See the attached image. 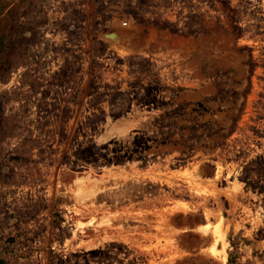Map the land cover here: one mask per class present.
Here are the masks:
<instances>
[{
	"label": "rangeland",
	"instance_id": "374dc122",
	"mask_svg": "<svg viewBox=\"0 0 264 264\" xmlns=\"http://www.w3.org/2000/svg\"><path fill=\"white\" fill-rule=\"evenodd\" d=\"M263 155L264 0H0V264H264Z\"/></svg>",
	"mask_w": 264,
	"mask_h": 264
},
{
	"label": "trees",
	"instance_id": "16d2710c",
	"mask_svg": "<svg viewBox=\"0 0 264 264\" xmlns=\"http://www.w3.org/2000/svg\"><path fill=\"white\" fill-rule=\"evenodd\" d=\"M253 174L256 175V178L252 177ZM243 181L246 187H250L264 194V155L256 160L255 164H247L244 166Z\"/></svg>",
	"mask_w": 264,
	"mask_h": 264
},
{
	"label": "bare ground",
	"instance_id": "6f19581e",
	"mask_svg": "<svg viewBox=\"0 0 264 264\" xmlns=\"http://www.w3.org/2000/svg\"><path fill=\"white\" fill-rule=\"evenodd\" d=\"M113 33V32H112ZM111 34V33H110ZM111 37H113V40L112 41H117V37H116V35L113 33V35L111 34L110 35Z\"/></svg>",
	"mask_w": 264,
	"mask_h": 264
}]
</instances>
